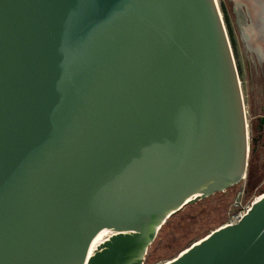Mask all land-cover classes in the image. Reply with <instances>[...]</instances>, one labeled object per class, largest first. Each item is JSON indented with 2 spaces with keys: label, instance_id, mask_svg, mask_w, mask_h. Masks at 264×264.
Returning a JSON list of instances; mask_svg holds the SVG:
<instances>
[{
  "label": "water",
  "instance_id": "obj_1",
  "mask_svg": "<svg viewBox=\"0 0 264 264\" xmlns=\"http://www.w3.org/2000/svg\"><path fill=\"white\" fill-rule=\"evenodd\" d=\"M252 2L240 31L264 63ZM250 150L216 0H0V264H144ZM162 264H264V194Z\"/></svg>",
  "mask_w": 264,
  "mask_h": 264
},
{
  "label": "rangeland",
  "instance_id": "obj_2",
  "mask_svg": "<svg viewBox=\"0 0 264 264\" xmlns=\"http://www.w3.org/2000/svg\"><path fill=\"white\" fill-rule=\"evenodd\" d=\"M252 0H218L229 33L236 64L239 71L250 135V157L253 138H257L258 171L256 182L249 183V165L246 177L234 187L211 195L194 204L187 205L171 216L160 228L157 237L150 245L144 264H162L184 249L202 239L216 228L229 223L239 209L250 207L260 195L264 194V129L259 131V117L264 116V63L256 53L247 49V41L242 38L238 10L247 16V6ZM262 132V136L259 137ZM244 192L242 206L237 208L234 201Z\"/></svg>",
  "mask_w": 264,
  "mask_h": 264
},
{
  "label": "trees",
  "instance_id": "obj_3",
  "mask_svg": "<svg viewBox=\"0 0 264 264\" xmlns=\"http://www.w3.org/2000/svg\"><path fill=\"white\" fill-rule=\"evenodd\" d=\"M258 142H259V140H256V141L253 142V149H252L251 159H250V162H249V172H248L249 183L256 182V177L255 176H256V172L258 171V169H257L258 168V164H257L258 157H256V154H257V150H256L257 146L256 145H257Z\"/></svg>",
  "mask_w": 264,
  "mask_h": 264
},
{
  "label": "built area",
  "instance_id": "obj_4",
  "mask_svg": "<svg viewBox=\"0 0 264 264\" xmlns=\"http://www.w3.org/2000/svg\"><path fill=\"white\" fill-rule=\"evenodd\" d=\"M244 192L245 191H243L240 194H238L237 198L234 201V205L237 208H239L240 206H242V198H243ZM247 210H248V207L244 211H242L241 209H239L238 212L233 215L232 220L230 221V223H236V222H238L240 220V218L246 213ZM242 213H244V214L242 215Z\"/></svg>",
  "mask_w": 264,
  "mask_h": 264
},
{
  "label": "bare ground",
  "instance_id": "obj_5",
  "mask_svg": "<svg viewBox=\"0 0 264 264\" xmlns=\"http://www.w3.org/2000/svg\"><path fill=\"white\" fill-rule=\"evenodd\" d=\"M216 1H217V3H218V0H216ZM218 5H219V4H218ZM221 13H222V12H221ZM240 83H241V81H240ZM243 96H244V95H243ZM260 196H261V195H260ZM260 196H259V197H260ZM259 197H258V198H259ZM250 207H251V206H250ZM250 207H249V208H250ZM243 214H244V213H242V215H243ZM229 224H231V223L229 222V223L224 224V225H222V226H226V225H229ZM222 226H220V227H222ZM218 228H219V227H218ZM210 233H211V232H210ZM184 250H185V249H184ZM184 250H183V251H184ZM175 257H176V256H175ZM172 259H173V258H172ZM172 259H170V260H172ZM170 260H168V261H170ZM166 262H167V261H166Z\"/></svg>",
  "mask_w": 264,
  "mask_h": 264
},
{
  "label": "flooded vegetation",
  "instance_id": "obj_6",
  "mask_svg": "<svg viewBox=\"0 0 264 264\" xmlns=\"http://www.w3.org/2000/svg\"><path fill=\"white\" fill-rule=\"evenodd\" d=\"M260 135L262 136V132L260 133ZM261 136H260V137H261Z\"/></svg>",
  "mask_w": 264,
  "mask_h": 264
}]
</instances>
